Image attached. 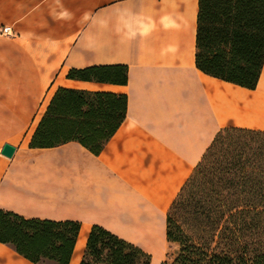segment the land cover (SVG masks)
Returning <instances> with one entry per match:
<instances>
[{
    "label": "crops",
    "instance_id": "obj_1",
    "mask_svg": "<svg viewBox=\"0 0 264 264\" xmlns=\"http://www.w3.org/2000/svg\"><path fill=\"white\" fill-rule=\"evenodd\" d=\"M198 14L199 0H0V209L79 221L69 264L81 263L95 224L161 264L170 207L216 135L264 130L239 123L240 94L258 90L264 65L254 89L199 69ZM119 64L123 84L67 76ZM59 87L127 95L126 118L99 153L75 140L30 146ZM0 264L57 263H34L0 241Z\"/></svg>",
    "mask_w": 264,
    "mask_h": 264
},
{
    "label": "trees",
    "instance_id": "obj_2",
    "mask_svg": "<svg viewBox=\"0 0 264 264\" xmlns=\"http://www.w3.org/2000/svg\"><path fill=\"white\" fill-rule=\"evenodd\" d=\"M196 65L250 89L264 65V0H199ZM68 77L126 83V65L72 68ZM127 95L59 87L30 142L71 140L99 153L126 118ZM76 220L27 218L0 209V241L34 263L69 264ZM167 240L175 254L161 264H264V130H220L174 200ZM152 255L101 225L88 234L80 264H151Z\"/></svg>",
    "mask_w": 264,
    "mask_h": 264
},
{
    "label": "bare ground",
    "instance_id": "obj_3",
    "mask_svg": "<svg viewBox=\"0 0 264 264\" xmlns=\"http://www.w3.org/2000/svg\"><path fill=\"white\" fill-rule=\"evenodd\" d=\"M240 98L245 101V118L239 123L264 129V74L258 90L242 92Z\"/></svg>",
    "mask_w": 264,
    "mask_h": 264
},
{
    "label": "water",
    "instance_id": "obj_4",
    "mask_svg": "<svg viewBox=\"0 0 264 264\" xmlns=\"http://www.w3.org/2000/svg\"><path fill=\"white\" fill-rule=\"evenodd\" d=\"M15 147L12 146L11 144L6 143L2 149L3 154L7 156H12L14 153Z\"/></svg>",
    "mask_w": 264,
    "mask_h": 264
},
{
    "label": "rangeland",
    "instance_id": "obj_5",
    "mask_svg": "<svg viewBox=\"0 0 264 264\" xmlns=\"http://www.w3.org/2000/svg\"><path fill=\"white\" fill-rule=\"evenodd\" d=\"M177 246L173 245L172 247H170L168 249V252H169V256L172 257L174 254H175V251H177Z\"/></svg>",
    "mask_w": 264,
    "mask_h": 264
},
{
    "label": "built area",
    "instance_id": "obj_6",
    "mask_svg": "<svg viewBox=\"0 0 264 264\" xmlns=\"http://www.w3.org/2000/svg\"><path fill=\"white\" fill-rule=\"evenodd\" d=\"M3 32H5V33H11L12 32V29H11L10 26H4L3 27Z\"/></svg>",
    "mask_w": 264,
    "mask_h": 264
}]
</instances>
